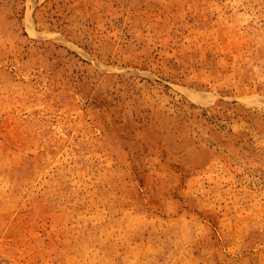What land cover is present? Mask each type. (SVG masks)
Here are the masks:
<instances>
[{
  "label": "rangeland",
  "instance_id": "rangeland-1",
  "mask_svg": "<svg viewBox=\"0 0 264 264\" xmlns=\"http://www.w3.org/2000/svg\"><path fill=\"white\" fill-rule=\"evenodd\" d=\"M0 264H264V0H0Z\"/></svg>",
  "mask_w": 264,
  "mask_h": 264
}]
</instances>
